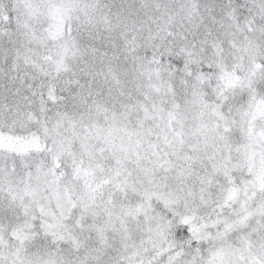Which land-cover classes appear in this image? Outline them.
Listing matches in <instances>:
<instances>
[{
  "label": "snow or ice",
  "instance_id": "snow-or-ice-1",
  "mask_svg": "<svg viewBox=\"0 0 264 264\" xmlns=\"http://www.w3.org/2000/svg\"><path fill=\"white\" fill-rule=\"evenodd\" d=\"M0 264H264V0H0Z\"/></svg>",
  "mask_w": 264,
  "mask_h": 264
}]
</instances>
